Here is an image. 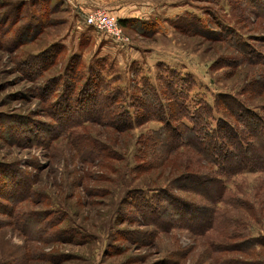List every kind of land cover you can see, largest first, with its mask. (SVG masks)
Here are the masks:
<instances>
[{"label":"rangeland","instance_id":"374dc122","mask_svg":"<svg viewBox=\"0 0 264 264\" xmlns=\"http://www.w3.org/2000/svg\"><path fill=\"white\" fill-rule=\"evenodd\" d=\"M125 1L154 26L119 24L118 40L85 21L120 20L108 6L76 27L65 0H0V264H264L261 164L218 174L194 149L169 154L136 101L178 81L220 141V121L245 131L225 101L264 121V0ZM89 72L122 99H93Z\"/></svg>","mask_w":264,"mask_h":264},{"label":"trees","instance_id":"16d2710c","mask_svg":"<svg viewBox=\"0 0 264 264\" xmlns=\"http://www.w3.org/2000/svg\"><path fill=\"white\" fill-rule=\"evenodd\" d=\"M119 22L123 27H133L135 23H139L146 28L154 26L152 21L140 18L120 19ZM134 27L138 31L142 30L141 27ZM89 75H91L90 81L92 82V88H90L95 91L90 94L93 99L99 100L101 98V101L105 100L106 102L107 99H110V101L115 99L117 102L122 99L123 91L121 89L114 88V92L105 93H109V85L106 84L100 73L89 72ZM178 84V81H173L161 86L160 92L165 97L162 101L160 99V96L162 97L161 93L153 86L151 89L141 90V93L136 97V101L146 108V112L143 114L148 115V120L155 119L162 123L161 128L155 131V140L159 145L168 149L171 155H176L182 147L194 149L208 164L215 167L216 170L214 169L213 172L218 174L231 173L234 166H236L235 170H241L238 168L243 166L245 168H248V166L253 168L257 163L261 164V168L264 169V149H261V146H264V121L262 118L253 112L247 111L243 103L236 101V99L233 103L231 102L232 100L229 102L225 101L226 103L223 107L220 104L223 113L225 112L224 114L230 115L233 119L236 117L240 120L245 131L239 134L235 132L231 124L226 123L224 127L222 126L224 122L220 121L216 134L222 140H216V135L208 131L210 126L208 120L212 118L214 109L204 104L203 107L197 110L195 116L190 114L182 89H177ZM147 85L149 84L147 83ZM67 89L69 90V87ZM70 90H72V87ZM218 102L221 103L222 101ZM155 109L158 112L155 113ZM164 111L170 112L171 115L167 116ZM130 125H132L131 120ZM231 146L236 150L234 154L233 150L230 149ZM250 154L255 157V160L245 161V157ZM233 155H236V157ZM206 177L207 181L204 182H207L209 188L205 190L210 193L208 194L209 198L215 201L219 196L223 198L227 192L224 182L220 178L217 179V177L212 178L209 175H206ZM193 180L195 183L199 182L202 185L203 181H198L196 178ZM167 194L173 199L171 201L170 198H167L170 204L169 207H176L175 202L177 200L174 199L175 196L170 193ZM148 207L150 208V214H154L155 209L151 208V206Z\"/></svg>","mask_w":264,"mask_h":264},{"label":"crops","instance_id":"0c3cea01","mask_svg":"<svg viewBox=\"0 0 264 264\" xmlns=\"http://www.w3.org/2000/svg\"><path fill=\"white\" fill-rule=\"evenodd\" d=\"M65 2L71 3L72 5L71 9L73 10V12H75V15H73V17L76 16L77 18L76 27L80 26V16H83L94 8L104 5L106 7L108 6V8L111 10L114 9V12L116 11L120 19L140 18L143 20H151L152 18H155L156 14L154 8L150 9V7L147 6L134 9H132L131 7L127 8L126 6L128 5V3H126L125 0H121L118 2L114 1L110 3H106V1L103 0H65Z\"/></svg>","mask_w":264,"mask_h":264},{"label":"built area","instance_id":"2783aa9c","mask_svg":"<svg viewBox=\"0 0 264 264\" xmlns=\"http://www.w3.org/2000/svg\"><path fill=\"white\" fill-rule=\"evenodd\" d=\"M87 25H90L98 30H103L111 37L122 40L123 35L118 27L120 22L110 15L105 9L99 8L88 13L85 17Z\"/></svg>","mask_w":264,"mask_h":264}]
</instances>
